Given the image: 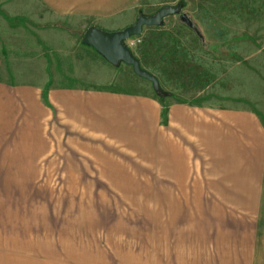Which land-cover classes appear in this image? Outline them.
Instances as JSON below:
<instances>
[{"label": "crops", "instance_id": "crops-1", "mask_svg": "<svg viewBox=\"0 0 264 264\" xmlns=\"http://www.w3.org/2000/svg\"><path fill=\"white\" fill-rule=\"evenodd\" d=\"M36 1L53 18L86 22L76 28L94 25L107 31L115 28L108 26L113 19L126 20L116 28L132 24L139 5V0ZM2 71L0 58V264L66 260L68 210L60 191H53L57 182L51 176L52 159L59 155L57 123L84 130L91 148L105 141L122 150L105 166H67L64 172L76 183L81 171L90 173L92 189L105 188L123 199H135L137 190H144L141 198L156 206L139 219V228H113L108 243L87 231L91 250L99 251L88 260L79 247L80 264H264V122L259 114L166 104L151 94L114 88L110 80L87 87L11 82ZM127 155L137 158L139 170ZM144 166L152 176L138 178ZM99 197L93 193L84 203L96 205ZM74 204L76 221L78 199Z\"/></svg>", "mask_w": 264, "mask_h": 264}, {"label": "rangeland", "instance_id": "rangeland-1", "mask_svg": "<svg viewBox=\"0 0 264 264\" xmlns=\"http://www.w3.org/2000/svg\"><path fill=\"white\" fill-rule=\"evenodd\" d=\"M138 4L132 24L141 12L151 15L163 6L180 7L162 25L145 26L141 34L126 41L141 66L158 77L161 91H155L152 82L138 76L130 65L113 66L86 45L82 37L87 28H76L86 22L53 18L36 0H0L3 78L43 87H87L110 80L114 88L151 94L166 104L243 108L259 114L264 122V0H139ZM110 21L108 26L116 28L126 20ZM58 22L64 25L54 24ZM53 134L59 152L51 162L52 181L57 182L53 191H60L62 207L68 210L66 260L58 264H80L79 247L81 258L87 255L88 260L99 251L91 250L93 239L87 231L108 243L113 228L132 224L139 228V219L155 212L156 206L141 198L144 190H137L135 199H123L109 191L111 197L105 188L92 189L90 173L81 171L76 183L64 172L67 166L79 165L81 170L105 166L122 150L105 141L91 148L87 133L72 123L53 125ZM125 157L139 170L137 158ZM141 169L138 178L152 176L147 167ZM93 193L101 194L98 200L104 204L84 203ZM161 208L166 212L165 206ZM122 215L130 220L123 221Z\"/></svg>", "mask_w": 264, "mask_h": 264}, {"label": "water", "instance_id": "water-1", "mask_svg": "<svg viewBox=\"0 0 264 264\" xmlns=\"http://www.w3.org/2000/svg\"><path fill=\"white\" fill-rule=\"evenodd\" d=\"M180 12L179 6H163L156 13L147 15L140 13L134 24L115 31H107L97 26H90L85 31L83 42L95 49L103 58L113 66L121 63L130 65L134 72L153 84L155 91H161L158 77L141 66L139 58L126 44L132 36L142 33L145 26H160L167 16Z\"/></svg>", "mask_w": 264, "mask_h": 264}, {"label": "trees", "instance_id": "trees-1", "mask_svg": "<svg viewBox=\"0 0 264 264\" xmlns=\"http://www.w3.org/2000/svg\"><path fill=\"white\" fill-rule=\"evenodd\" d=\"M140 60V59H139Z\"/></svg>", "mask_w": 264, "mask_h": 264}]
</instances>
